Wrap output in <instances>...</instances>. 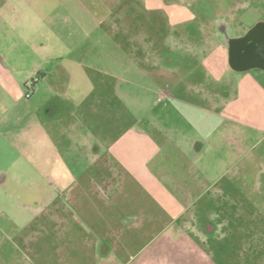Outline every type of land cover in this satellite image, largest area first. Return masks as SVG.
Returning a JSON list of instances; mask_svg holds the SVG:
<instances>
[{
    "label": "rangeland",
    "instance_id": "obj_1",
    "mask_svg": "<svg viewBox=\"0 0 264 264\" xmlns=\"http://www.w3.org/2000/svg\"><path fill=\"white\" fill-rule=\"evenodd\" d=\"M142 1L129 4L128 18L117 21L107 19L104 5L90 0H84L83 9L69 5L75 19H69L68 28H83L79 38L91 52L80 49L68 57L79 59L82 72L95 82V96L101 97L94 117H85L102 142L122 144L132 123L146 124L148 138L174 155L161 174L174 177L168 185L165 181L170 190L174 180L189 188L192 208L181 220L196 224L194 229L189 225L196 233L186 231L196 249L186 251L181 244L170 256L165 245L160 264H264V126H247L219 113L238 111L251 119L259 111L247 100L236 108L237 101L213 108L198 83L206 69L200 45L220 41L212 31L215 20L237 17L230 22L234 33L238 26H253L264 21V0ZM79 98V110L90 111L89 100ZM191 138L193 145L203 146L195 154L186 148ZM81 159V149H70V170L84 168ZM48 187L36 176L0 188V264H104L100 237L110 239L118 256L139 252L144 236L154 230L150 219L142 223L141 233L121 217L140 208L160 215L156 226L168 219L161 204L151 202L135 181L124 180L113 199L99 192L84 195L80 185L72 191L77 195L68 198Z\"/></svg>",
    "mask_w": 264,
    "mask_h": 264
},
{
    "label": "crops",
    "instance_id": "obj_2",
    "mask_svg": "<svg viewBox=\"0 0 264 264\" xmlns=\"http://www.w3.org/2000/svg\"><path fill=\"white\" fill-rule=\"evenodd\" d=\"M95 1L90 0L98 7L104 5L107 19L112 21L127 19L132 9L129 4L144 2ZM70 4L82 5L84 0H0V188H6L11 182L16 185L23 179L35 180L38 176L47 182L48 188L62 191L60 195L66 198L71 194L76 196L77 193L72 191L80 185L84 195L99 192L104 198L113 199L124 189V180L135 181L151 202L161 204L168 219L156 226L154 223L160 215L140 208L121 217L125 225L132 224L141 233L142 223L150 219L154 230L144 236L139 252L130 251L118 256L113 253L110 239L100 237L97 247L103 254V263L135 264V261L143 260L140 264H160L165 245L172 251L170 256L176 254L173 252L179 250L181 244L186 245V251L195 250L186 231H194L189 229V225L193 224L194 229L196 224L189 221L192 219L181 220L192 208L191 193L188 187L175 180L171 182L172 190L166 187L165 181L168 185L174 177L161 172L174 155L171 152L165 154L162 146L148 138V125L141 126L137 121L132 123L125 130L126 139L122 144L116 139L102 142L95 136V126L90 119L95 115V101L101 97L100 94L95 96V82L82 72L79 59L68 57L69 53L80 49L86 55L91 52L79 38L83 28L78 30V25L76 30L68 28L69 19H75L74 7L70 9ZM236 19L233 15L227 17L232 24ZM248 27L238 26L239 32H232L238 36ZM120 30L126 33L127 26ZM213 35L219 34L213 31ZM201 47L208 74L204 72L203 80L198 83L212 107L228 106V103L237 101L233 103V108H236L238 103L252 101L259 112L251 119L238 111L219 113L247 126H264V69H232L228 62V46L221 39L218 43ZM53 52L60 54L53 56L50 54ZM30 81L33 82L32 92L26 98L25 85ZM214 83L220 86L213 87ZM79 97L89 100L90 111L79 110ZM144 112L141 113V121L148 113ZM194 139H189L186 148L195 154L203 146L200 142L193 145ZM73 148L81 149L80 163L84 165L77 173L70 170L67 161ZM160 154L162 156L158 157ZM77 180H81L80 183ZM184 222L189 224L182 226ZM170 259L177 260L174 257Z\"/></svg>",
    "mask_w": 264,
    "mask_h": 264
},
{
    "label": "water",
    "instance_id": "obj_3",
    "mask_svg": "<svg viewBox=\"0 0 264 264\" xmlns=\"http://www.w3.org/2000/svg\"><path fill=\"white\" fill-rule=\"evenodd\" d=\"M228 62L236 71L252 67L264 69V22L258 21L242 36L228 42Z\"/></svg>",
    "mask_w": 264,
    "mask_h": 264
},
{
    "label": "flooded vegetation",
    "instance_id": "obj_4",
    "mask_svg": "<svg viewBox=\"0 0 264 264\" xmlns=\"http://www.w3.org/2000/svg\"><path fill=\"white\" fill-rule=\"evenodd\" d=\"M227 17L228 16L226 15V16L222 17L221 19H216L214 24H213L212 31L219 34L220 39L223 41V43L227 44V46H228V42L231 38L242 36L252 26H250L246 31L239 33L238 36L234 35L232 32V26L228 22Z\"/></svg>",
    "mask_w": 264,
    "mask_h": 264
},
{
    "label": "built area",
    "instance_id": "obj_5",
    "mask_svg": "<svg viewBox=\"0 0 264 264\" xmlns=\"http://www.w3.org/2000/svg\"><path fill=\"white\" fill-rule=\"evenodd\" d=\"M32 84H33V82L30 81V82H28V83L25 85L24 96H25L26 98H28V97L30 96L31 92H32Z\"/></svg>",
    "mask_w": 264,
    "mask_h": 264
}]
</instances>
